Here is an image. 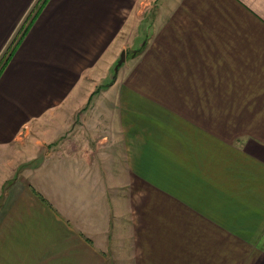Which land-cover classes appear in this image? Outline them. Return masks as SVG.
<instances>
[{"label":"crops","instance_id":"0c3cea01","mask_svg":"<svg viewBox=\"0 0 264 264\" xmlns=\"http://www.w3.org/2000/svg\"><path fill=\"white\" fill-rule=\"evenodd\" d=\"M157 1L48 0L1 71L0 264H264V0H174L99 87Z\"/></svg>","mask_w":264,"mask_h":264},{"label":"rangeland","instance_id":"374dc122","mask_svg":"<svg viewBox=\"0 0 264 264\" xmlns=\"http://www.w3.org/2000/svg\"><path fill=\"white\" fill-rule=\"evenodd\" d=\"M173 2H174V0H165L164 2H163V0H159L156 3L152 2L155 5H152L151 7H149L147 12L144 14L145 17H144L143 21L140 22V28H142V29H140V31L138 30L136 32V30H135L136 25L135 26L133 25L134 26V30H133V26H132L131 33L129 34V37H128L129 38L128 39L129 40V44L131 45V47L128 49L127 53H125V59H124L123 63L118 67V69H117L115 74H114L115 64L112 65L113 67L110 70V72H105L104 73V75L106 73H108V75L105 76V79H102L100 81L99 87H101V84L105 85V84H109L110 82H112V75L113 74H114L113 80L117 81V79L120 77V75L125 71V69L129 65L130 56L132 55L133 50H135L139 44H142L143 41L146 39V37L150 34V32H151L150 29H148V27H146V28H144V27L150 23V20L151 21L154 20V18L156 17V12L157 11L159 13L161 9L170 7L173 4ZM156 4H157V7H156ZM138 20H139V18L137 19L136 24L139 23ZM143 28L145 30H147V31H143ZM133 42H134V45H135L134 49H132ZM121 52H120V54H121ZM117 259L118 260H117L116 264L125 263V262H122L121 255L119 257H117ZM111 260H112V258H111Z\"/></svg>","mask_w":264,"mask_h":264},{"label":"trees","instance_id":"16d2710c","mask_svg":"<svg viewBox=\"0 0 264 264\" xmlns=\"http://www.w3.org/2000/svg\"><path fill=\"white\" fill-rule=\"evenodd\" d=\"M47 1L48 0H37V2L31 8L27 16L23 19L13 38L11 39V41L3 51L2 55L0 56V73L6 66L17 45L19 44L23 36L26 34L28 28L30 27V25L32 24V22L34 21V19L36 18V16L41 11Z\"/></svg>","mask_w":264,"mask_h":264},{"label":"water","instance_id":"95a60500","mask_svg":"<svg viewBox=\"0 0 264 264\" xmlns=\"http://www.w3.org/2000/svg\"><path fill=\"white\" fill-rule=\"evenodd\" d=\"M124 59H125V51L123 50L120 54V57L115 63L114 74L116 73L118 67L123 63Z\"/></svg>","mask_w":264,"mask_h":264}]
</instances>
